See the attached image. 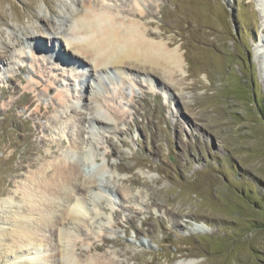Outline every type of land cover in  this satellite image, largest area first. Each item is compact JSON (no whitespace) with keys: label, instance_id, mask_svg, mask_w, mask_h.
Masks as SVG:
<instances>
[{"label":"rangeland","instance_id":"obj_1","mask_svg":"<svg viewBox=\"0 0 264 264\" xmlns=\"http://www.w3.org/2000/svg\"><path fill=\"white\" fill-rule=\"evenodd\" d=\"M85 1L0 0V199L18 201L21 183L48 163L83 162V175L96 184L78 195L90 199L103 224L94 238L88 213L93 218L72 243L78 257L113 264L186 258L264 264V52H255L257 44L264 48V0H95L177 46L185 58L183 72L173 76L180 84L131 64L129 74L110 72L114 79L95 85L109 100L101 97L99 109L72 98L78 85L73 89L63 65H46L39 55L33 61L27 47L34 34L53 51L49 37L61 40L73 16H63L67 5L77 14ZM136 8L146 15H133ZM58 47L66 48L61 41ZM59 55L64 67L73 63ZM35 80L40 89L32 88ZM48 81L52 87L44 90ZM58 91L68 107L59 105ZM38 105L52 108L32 114ZM83 138L89 159L78 147ZM90 188L99 192L96 202ZM0 209L1 217L7 207ZM53 230L45 233L48 250L41 253L47 262L57 247ZM5 247L0 264L11 254Z\"/></svg>","mask_w":264,"mask_h":264},{"label":"bare ground","instance_id":"obj_2","mask_svg":"<svg viewBox=\"0 0 264 264\" xmlns=\"http://www.w3.org/2000/svg\"><path fill=\"white\" fill-rule=\"evenodd\" d=\"M127 1L133 5H138L141 1L146 0ZM98 5L95 0H86L82 4L83 10L81 9V13L77 14H73L70 9L71 6L67 5L63 16L68 18L71 15L73 16L69 21V29L62 35L61 40L54 36L49 37L51 46L55 47L53 51H50V48L44 49L36 36L31 34L29 40L33 43L28 44L27 47H30L32 60L34 61V58L39 55L46 65L55 63L57 67L59 64L64 67L65 61L60 59L59 54H66L65 58L73 63L68 61L67 67H59V69L67 70L70 73L69 80L74 82L73 89L78 85L80 94H72V98L80 100L81 106L85 104L86 100H90L91 103H94L95 106L93 107L95 109L100 108L101 97L105 103L109 101L108 96L105 93H99L95 85H99L102 81L107 84L106 79L112 78L110 72L125 71L126 74H129L127 66L129 64L135 67H143V69L149 68L150 71L160 70L163 77H165L164 79L172 83L179 82L178 80L174 81L173 76L179 71L183 72L182 66L185 58L183 54L178 53L177 49L179 48L177 46L169 47V42L157 40L153 32L146 27L137 25L133 19H120L111 10ZM136 9H133V15L139 17L146 15L145 11ZM49 11L53 13V9L50 7ZM36 20L41 25L44 24L43 17H37ZM43 28L46 29L44 26ZM60 41L61 44L64 43L66 46L63 50L58 47ZM257 46L255 52L263 53L264 48H261L259 44ZM263 59L264 57L260 60L263 61ZM257 62L260 64V61L257 60ZM78 63L87 64L88 69L81 70ZM95 72L97 73L95 74ZM111 83L113 84L112 89L115 90L117 83L113 81ZM51 85L52 82L48 81L44 85V90L52 87ZM41 86L40 81L35 80L32 88L40 89ZM13 88H17V86L13 85ZM90 89L93 90L92 96L91 93L86 94ZM107 91L109 92V90ZM84 92L85 94H83ZM55 97L58 99L60 106L68 107L65 93L58 91ZM51 108L45 107L42 109L38 105L32 114L39 115L42 110L49 112ZM69 110L70 113L74 112L72 109ZM114 115H118L117 112H114ZM102 116L109 117L107 114ZM51 120L57 122L56 118ZM102 120L100 116L94 118L96 123H100ZM82 131L85 132L84 129ZM80 136L83 137L82 132ZM82 140L78 147L86 154L85 159H89L92 153L86 150L87 141H84V138ZM51 148H53L52 145ZM82 164L83 162L79 164L65 158H61L54 163H48L40 167L35 174H32L30 181L21 183L18 189L21 197L18 201L14 200L12 196L0 199V204L7 207V211L0 217V246L5 244V250L8 254L11 253L5 264H113L110 260H108L109 262H102L94 256L80 258L73 252L72 243L77 241V231L85 223H89L90 218L94 217V220L90 221V223L95 222L94 238L102 234L101 227L103 223L98 219L97 209L90 206L91 203L88 201L90 199L85 198L84 194L82 197L78 195L80 190L85 191L88 187L96 184L94 179L85 178L83 175L84 165L82 166ZM90 193L96 195V197L89 195L92 200L97 199L98 191L96 192L90 188ZM18 206H24L26 211L21 213ZM91 211L94 214H92L93 217H87ZM51 228H54L56 238L53 239L56 240L57 247H54L56 252L54 253L55 250L53 249L52 255H50L51 259L47 262L41 253L48 250L44 240L45 233L49 232ZM91 248L86 246L88 251ZM173 264H194V260L186 258L177 260Z\"/></svg>","mask_w":264,"mask_h":264}]
</instances>
